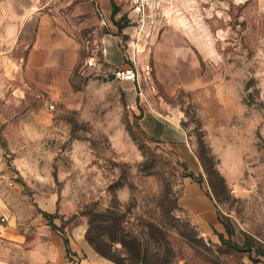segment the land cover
I'll list each match as a JSON object with an SVG mask.
<instances>
[{
  "label": "rangeland",
  "instance_id": "1",
  "mask_svg": "<svg viewBox=\"0 0 264 264\" xmlns=\"http://www.w3.org/2000/svg\"><path fill=\"white\" fill-rule=\"evenodd\" d=\"M44 15L79 52L72 88L29 67ZM128 66L137 109L110 77ZM152 108L182 120L195 153L208 127L220 136L221 158L204 153L209 233L178 206V154L141 127ZM43 213L100 262L73 264H264V0H0V244L52 229Z\"/></svg>",
  "mask_w": 264,
  "mask_h": 264
},
{
  "label": "crops",
  "instance_id": "2",
  "mask_svg": "<svg viewBox=\"0 0 264 264\" xmlns=\"http://www.w3.org/2000/svg\"><path fill=\"white\" fill-rule=\"evenodd\" d=\"M55 21L49 15H44L39 20L38 33L32 46L29 67L33 71H58L65 73L66 86L72 88L71 75L79 61V52L71 44V40L64 38L62 42H57L58 32L54 28ZM64 36V35H62ZM119 49V40L112 36L104 41L105 58L116 56ZM132 83V86L125 83ZM127 103L134 109L138 108L139 92L137 102L130 101L127 89L137 88L131 81L121 82ZM138 90V88H137ZM229 120V119H228ZM182 120L177 115H161L155 109H144L140 124L145 133L161 142L166 143L176 153L180 161L186 163L189 170L195 175L204 174V168L193 149L191 136L182 128ZM220 127L221 125L218 124ZM207 128V126H206ZM216 129V127H213ZM219 130V129H218ZM224 133L231 132L230 124L220 128ZM220 137V136H219ZM216 131L207 128L206 139L212 153L218 158L223 155V145H221ZM221 158V157H220ZM219 171L225 176L228 184L230 178L225 174L224 164L219 163ZM209 188L200 185L192 178H184L181 195L178 199V206L190 214L198 228L203 234L209 233L211 225L216 224L215 203L208 193ZM34 237L25 235L18 239L15 244H0V263L14 264H73L67 258L64 238L53 229L48 227L33 229ZM32 235V234H31ZM33 236V235H32ZM72 252L76 255V263H100L90 247L74 246L70 242ZM23 252L22 256H18ZM85 257H81V253ZM23 258V259H22Z\"/></svg>",
  "mask_w": 264,
  "mask_h": 264
},
{
  "label": "trees",
  "instance_id": "3",
  "mask_svg": "<svg viewBox=\"0 0 264 264\" xmlns=\"http://www.w3.org/2000/svg\"><path fill=\"white\" fill-rule=\"evenodd\" d=\"M152 139L155 140V141L161 142V141L156 140L154 138H152ZM203 140H204L203 137H202V139L199 140V146L202 148V151H198V153H196V154H197V156H198V158H199V160H200L203 168L205 169V171H207L206 157H205L204 153H208L212 157V152H211L210 148L208 146H206V144H205V142ZM177 163L183 168V171H184L183 177L184 178H187V177L188 178H192L193 180H195L196 182H198L200 185H203L204 184L203 183V175L202 174H200L199 176L195 175L194 173H192L189 170V168L186 165V163H184V162H182L180 160H177ZM215 173L219 176V178H220L223 186L226 187V185H227L226 179L220 174V172L218 170ZM215 173H212V174H215ZM209 174H211V173H209ZM209 187H211L210 190H212V193L215 194L216 187H215L213 181H211V185L209 184ZM208 192H209L208 194L210 196H212L211 191H208ZM43 214H44V217L48 220L49 225L52 226V229L54 231H58V232H60L62 234V236L64 238V241H65V245H66L67 258L70 261H72V256L75 255V254L71 250L70 240H69L68 236L63 231H61L60 227H57L54 224V222H53V218H54L53 215H51L49 213H43ZM119 240H121V239H119ZM123 242L125 244V241H123ZM134 243H135L134 248H131L130 251H131V253L133 255H136V257H140V254L142 252V250L140 251V249H139L140 243L139 242H134Z\"/></svg>",
  "mask_w": 264,
  "mask_h": 264
},
{
  "label": "built area",
  "instance_id": "4",
  "mask_svg": "<svg viewBox=\"0 0 264 264\" xmlns=\"http://www.w3.org/2000/svg\"><path fill=\"white\" fill-rule=\"evenodd\" d=\"M131 60H133V59H131ZM114 75H115V78L121 82L131 81L134 84H136V86H138L140 73L138 70H136L132 66H128V67H124V68H118L115 70ZM139 96H141L140 93H139ZM130 107H132V106H130Z\"/></svg>",
  "mask_w": 264,
  "mask_h": 264
},
{
  "label": "water",
  "instance_id": "5",
  "mask_svg": "<svg viewBox=\"0 0 264 264\" xmlns=\"http://www.w3.org/2000/svg\"><path fill=\"white\" fill-rule=\"evenodd\" d=\"M110 77H111L112 79H115V75H114V74H111Z\"/></svg>",
  "mask_w": 264,
  "mask_h": 264
}]
</instances>
